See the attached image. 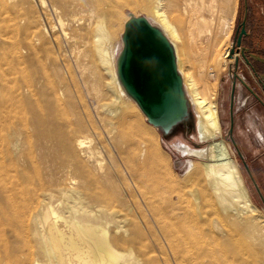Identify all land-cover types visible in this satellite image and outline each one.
Listing matches in <instances>:
<instances>
[{
    "label": "bare ground",
    "instance_id": "bare-ground-1",
    "mask_svg": "<svg viewBox=\"0 0 264 264\" xmlns=\"http://www.w3.org/2000/svg\"><path fill=\"white\" fill-rule=\"evenodd\" d=\"M2 1L5 20L17 29L28 0ZM164 1L157 0L148 14L156 23L147 19L171 42L199 137L209 141L203 149L192 148L206 159L193 162L191 169L200 186L190 190L197 212L173 201L185 195L179 186L168 190L166 204L158 203L141 171L156 161L148 131L134 124L133 114L119 113L131 98L137 101L120 78L123 43L114 55L107 21L114 23L131 0H50L61 33L71 35L75 44L82 40L87 45L95 29V50L110 78L105 82L81 61L89 49L82 52L78 44L72 59L77 78L59 83L48 78L42 58L37 59L39 71L30 72L31 56L15 42L11 54L0 58V264H234L218 249L239 235V224L264 246L259 208L226 141L217 139L216 97L233 14L221 0H167L179 10L202 65L197 78L186 67L180 28L160 8ZM40 2L47 6L46 0ZM38 26V18L31 17L24 41L33 47L40 38ZM106 93L110 101L104 100ZM178 147L191 151L184 144ZM198 219L204 223L197 225Z\"/></svg>",
    "mask_w": 264,
    "mask_h": 264
},
{
    "label": "rangeland",
    "instance_id": "rangeland-1",
    "mask_svg": "<svg viewBox=\"0 0 264 264\" xmlns=\"http://www.w3.org/2000/svg\"><path fill=\"white\" fill-rule=\"evenodd\" d=\"M46 1L47 6H44L41 4L40 0H28L27 3H25L26 9L28 11L18 16V26L16 29L15 25H11L7 20H5L7 18V14L5 12L6 4L0 0V58L10 55L13 50V46L16 43L25 56H31V60H29L27 63V69L30 72L39 71L40 65L38 64L37 59L42 58L46 61L47 73L49 76L48 78L51 80V82L59 83V81L62 79H67V81H69L71 80L72 75H75L76 78L78 75V70L76 69V64L74 63L76 55L75 53L77 52L78 48H75V40L71 35L66 36L64 33H61L62 31L60 30L58 18L51 7L50 0ZM257 1L258 0H249V4L251 6L255 5ZM7 2L8 4H12L13 0H8ZM154 3H157V0H131V2H127L123 5L114 23L110 22L109 20L107 21V25L111 31V50L114 55H117L121 50L123 43L122 34L124 32L125 22L131 18L132 15L145 16L147 18L149 17L153 22L155 21L151 15H148L150 14L152 5ZM220 3L222 6H227L226 10L228 13L233 14V27L227 40L230 50L236 37L238 25L244 16L245 0H227L226 3L225 0H221ZM160 8L165 11L168 19H170L178 28H180L179 31L181 32L183 38V42H180V45L182 46L183 44L184 49H186V67L191 73L193 72L192 74L195 77L199 78L200 75L198 72L200 70L202 72L204 71L196 55L193 54L194 52H192L194 51L192 46L193 42L191 40L189 41L184 22L179 16V10L167 0L160 4ZM30 16L37 17L39 20V26L35 29V31L40 33V38L34 40V47L25 43L24 41L27 25L31 19ZM154 23H156V21ZM9 31L12 32V34ZM95 32V29H92L89 32L90 42L87 43V45H84L82 40H79V42H77L75 45L78 44L79 49L81 48L82 52H85L89 49L88 55H86V57L83 54L81 55V61L86 63L90 70H96V72L100 74L102 79L106 82L110 77L108 72L100 64L98 55L96 53V37L94 36ZM229 58L230 57L228 54L227 64L223 67L219 74L216 100L220 115L221 134L217 137V139L222 138L226 141L231 154L239 164L245 179V183L248 186L251 198L256 204L257 208H259L257 214H260L261 217L259 216L257 218V223H259L261 228H263L260 235L264 239V201L260 196L253 180L251 179L242 158H240L232 139L229 136V128L231 126V75L234 71V58L233 61H230ZM61 65L63 67H61ZM238 72L240 75L246 76V79L249 80L248 76L241 68H239ZM80 86L85 98L88 101V104L90 103L89 106L91 105L92 107V101H90L91 98L89 97L87 90L84 88L82 83ZM237 94L239 95V89ZM103 96L105 101H110L111 96L109 93L103 94ZM187 100L189 102L188 96ZM241 103H244V99L241 100L240 104L237 100L234 103L233 137L237 142V145L243 154L244 160L248 163L251 172L264 196V149H260L262 147H259L258 145L259 132H264V123H262V120H259L258 118L264 117V110L260 106L256 105L252 98L248 101L245 107H241ZM193 109L194 108L190 106V113L187 118L174 125L168 132H165L162 128L151 124L148 121L147 116L132 98L129 100V103L119 111L120 114H133L134 124H140L148 131L146 136L148 135V140L151 141L152 143H150L154 146L156 161L151 163L149 162L141 171L146 176L145 178L147 185L153 189L154 192H156V196H159L156 197L158 199V203L166 204L168 201L166 196L168 195V190L174 188L175 186H179L183 189L185 195L182 199H180V201L177 200V198H175L173 201L186 206L188 209H191V212L196 211V205L192 199L190 190H199L200 188V186H198L194 180L195 171L191 170L193 168V162L199 164L206 160L204 157L202 158L199 154L192 150L203 149L207 147V144L209 143L208 140H201L199 137L197 130V117L195 110ZM127 127H129V125H127ZM179 144H184L185 146L187 145V147L190 148L193 153L190 150H185L184 152L178 147ZM105 161H108L107 155L105 156ZM116 166L119 170L123 168L120 160H118ZM192 202L194 203L193 205ZM203 223L204 222L202 220L198 219L197 225H202ZM244 227V224H239V229L242 231L240 230L241 232L239 235L234 237V239L239 237L240 239H238L240 241H237L236 243L235 240L232 239V243L221 246L218 249L219 256H229L234 261V264H264V246L257 243V241L250 239L245 234V232H243ZM222 247L224 250L221 249Z\"/></svg>",
    "mask_w": 264,
    "mask_h": 264
},
{
    "label": "water",
    "instance_id": "water-1",
    "mask_svg": "<svg viewBox=\"0 0 264 264\" xmlns=\"http://www.w3.org/2000/svg\"><path fill=\"white\" fill-rule=\"evenodd\" d=\"M246 15L247 12L241 22V31L230 48L229 57H233L235 44L240 46L243 34L247 33ZM122 40L123 47L118 58L120 78L148 121L168 132L174 125L185 120L190 113L174 48L165 34L145 16L132 15L125 22ZM242 55L246 57L244 49ZM253 57L264 61V58L255 54ZM247 61L249 62L248 59ZM237 62L238 58L234 65L235 69ZM235 74L237 75L236 72ZM233 113L232 102L229 136L264 201L263 193L233 137Z\"/></svg>",
    "mask_w": 264,
    "mask_h": 264
},
{
    "label": "flooded vegetation",
    "instance_id": "flooded-vegetation-1",
    "mask_svg": "<svg viewBox=\"0 0 264 264\" xmlns=\"http://www.w3.org/2000/svg\"><path fill=\"white\" fill-rule=\"evenodd\" d=\"M245 12H247L245 26L247 33L243 34L240 46L235 44V53L233 55L234 65L238 58L237 69L234 66V71L231 75L230 109L233 102V112L236 100L240 104L241 100L244 99L241 107H245L251 98L256 105L264 110V61L253 57V54H255L264 58V0H258L252 6L249 4V0H245L244 15ZM243 19L244 16L242 21ZM241 22L238 25L235 40L241 31ZM243 49L246 57L242 55ZM239 68L244 71L249 80L246 79V76L240 75L238 72ZM238 89L239 95L237 94Z\"/></svg>",
    "mask_w": 264,
    "mask_h": 264
},
{
    "label": "crops",
    "instance_id": "crops-1",
    "mask_svg": "<svg viewBox=\"0 0 264 264\" xmlns=\"http://www.w3.org/2000/svg\"><path fill=\"white\" fill-rule=\"evenodd\" d=\"M258 119L259 120L261 119L262 120L261 122L264 123V117L258 118ZM258 145H259V147H262L260 149H264V132L263 133L259 132V135H258Z\"/></svg>",
    "mask_w": 264,
    "mask_h": 264
}]
</instances>
